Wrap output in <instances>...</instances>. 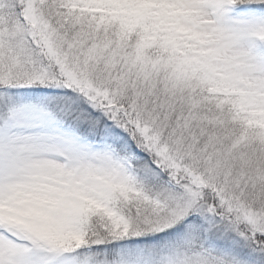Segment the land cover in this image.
Instances as JSON below:
<instances>
[{"label":"snow or ice","instance_id":"obj_1","mask_svg":"<svg viewBox=\"0 0 264 264\" xmlns=\"http://www.w3.org/2000/svg\"><path fill=\"white\" fill-rule=\"evenodd\" d=\"M0 264H264V0H0Z\"/></svg>","mask_w":264,"mask_h":264}]
</instances>
